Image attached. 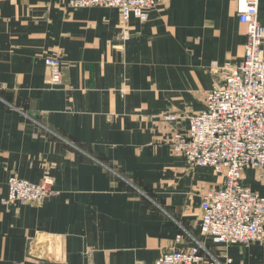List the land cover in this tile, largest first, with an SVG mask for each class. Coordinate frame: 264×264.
<instances>
[{"label": "crops", "instance_id": "0c3cea01", "mask_svg": "<svg viewBox=\"0 0 264 264\" xmlns=\"http://www.w3.org/2000/svg\"><path fill=\"white\" fill-rule=\"evenodd\" d=\"M121 33L118 8L0 0V264L150 263L201 237L203 194L223 176L174 155L161 117L200 112L224 66L243 60L238 3L164 0ZM51 55L63 62L55 89ZM12 174H49L59 193L7 205ZM244 182L263 192L255 170ZM203 240L231 264H264V240Z\"/></svg>", "mask_w": 264, "mask_h": 264}, {"label": "built area", "instance_id": "2783aa9c", "mask_svg": "<svg viewBox=\"0 0 264 264\" xmlns=\"http://www.w3.org/2000/svg\"><path fill=\"white\" fill-rule=\"evenodd\" d=\"M68 9L90 6L118 8L122 36L134 16L141 21L164 0H64ZM239 20L246 27L244 58L237 64L227 63L223 78L205 92V106L189 115L168 112L162 122L171 131L167 137L174 155L187 158L192 168L210 166L223 176V184L209 188L201 204V237L191 236L192 244L166 251L154 262L139 264H231L219 259L203 239L219 245H245L264 240V25L259 19L260 0H236ZM45 65L50 88L62 84L63 62L59 56H47ZM189 119L187 130L180 123ZM257 172L263 192L245 184L244 174ZM54 178L44 174L32 182L12 174L8 178L9 204L41 203L58 194ZM183 234L177 236L180 242Z\"/></svg>", "mask_w": 264, "mask_h": 264}, {"label": "rangeland", "instance_id": "374dc122", "mask_svg": "<svg viewBox=\"0 0 264 264\" xmlns=\"http://www.w3.org/2000/svg\"><path fill=\"white\" fill-rule=\"evenodd\" d=\"M62 80H63V76H62ZM32 204H34V203H32Z\"/></svg>", "mask_w": 264, "mask_h": 264}]
</instances>
